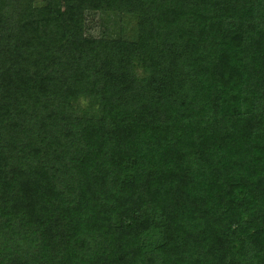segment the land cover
<instances>
[{
	"label": "trees",
	"instance_id": "obj_1",
	"mask_svg": "<svg viewBox=\"0 0 264 264\" xmlns=\"http://www.w3.org/2000/svg\"><path fill=\"white\" fill-rule=\"evenodd\" d=\"M0 264H264V0H0Z\"/></svg>",
	"mask_w": 264,
	"mask_h": 264
},
{
	"label": "rangeland",
	"instance_id": "obj_2",
	"mask_svg": "<svg viewBox=\"0 0 264 264\" xmlns=\"http://www.w3.org/2000/svg\"><path fill=\"white\" fill-rule=\"evenodd\" d=\"M36 3H40V0H36ZM85 34L87 36H106L108 30L114 26H118V21L116 19L114 12L100 13H89L86 16ZM76 109H90L87 106V101L84 99H79L74 102Z\"/></svg>",
	"mask_w": 264,
	"mask_h": 264
}]
</instances>
